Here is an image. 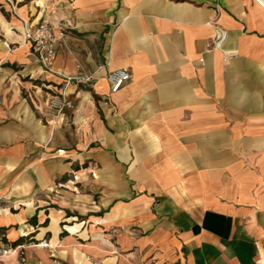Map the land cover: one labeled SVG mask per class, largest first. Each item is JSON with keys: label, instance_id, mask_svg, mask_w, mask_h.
<instances>
[{"label": "crops", "instance_id": "crops-1", "mask_svg": "<svg viewBox=\"0 0 264 264\" xmlns=\"http://www.w3.org/2000/svg\"><path fill=\"white\" fill-rule=\"evenodd\" d=\"M0 194V264H264V0H0Z\"/></svg>", "mask_w": 264, "mask_h": 264}, {"label": "built area", "instance_id": "built-area-1", "mask_svg": "<svg viewBox=\"0 0 264 264\" xmlns=\"http://www.w3.org/2000/svg\"><path fill=\"white\" fill-rule=\"evenodd\" d=\"M14 13L19 17L24 26V38L31 44L34 55L39 61L40 65L48 70H52V62L56 53V37L53 32V26L48 22L43 21L39 24L31 27L27 20L19 16L15 12V7L12 2L8 1ZM213 37H212V49L223 51L226 57L230 56V52L224 49V43L227 39V31L215 24H213ZM59 38L65 36V29H61L58 32ZM61 75V74H59ZM62 76V75H61ZM64 80L61 84L58 92L51 96L48 101V108L53 115H59L66 109H70L73 104L69 97L68 87L73 82L89 83L92 80L90 75L82 76H63ZM108 82L110 84V92H117L124 83L130 79V72L127 68H118L112 70L107 75ZM3 200V196L0 194V202ZM7 252V251H2ZM1 254V250H0Z\"/></svg>", "mask_w": 264, "mask_h": 264}, {"label": "rangeland", "instance_id": "rangeland-1", "mask_svg": "<svg viewBox=\"0 0 264 264\" xmlns=\"http://www.w3.org/2000/svg\"><path fill=\"white\" fill-rule=\"evenodd\" d=\"M83 165H85L86 164V161H82L81 162ZM95 196H97V194L95 195ZM95 199H97V198H95ZM79 218V217H78ZM0 235H1V233H0ZM8 249H9V247L7 246V245H5L4 243H2V242H0V250H1V254L0 255H2V254H5V252H2V251H8ZM7 253V252H6Z\"/></svg>", "mask_w": 264, "mask_h": 264}, {"label": "trees", "instance_id": "trees-1", "mask_svg": "<svg viewBox=\"0 0 264 264\" xmlns=\"http://www.w3.org/2000/svg\"><path fill=\"white\" fill-rule=\"evenodd\" d=\"M4 241H6L4 238H2ZM25 241H30L28 240L27 238H23V237H20L19 239H17L15 242H13V244H16V243H23Z\"/></svg>", "mask_w": 264, "mask_h": 264}]
</instances>
